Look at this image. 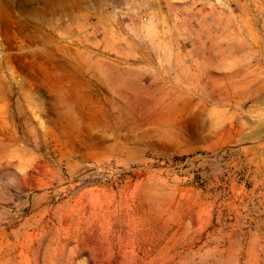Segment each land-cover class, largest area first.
<instances>
[{"label": "rangeland", "instance_id": "374dc122", "mask_svg": "<svg viewBox=\"0 0 264 264\" xmlns=\"http://www.w3.org/2000/svg\"><path fill=\"white\" fill-rule=\"evenodd\" d=\"M165 1L0 0V258L264 264V0Z\"/></svg>", "mask_w": 264, "mask_h": 264}, {"label": "crops", "instance_id": "0c3cea01", "mask_svg": "<svg viewBox=\"0 0 264 264\" xmlns=\"http://www.w3.org/2000/svg\"><path fill=\"white\" fill-rule=\"evenodd\" d=\"M168 3L169 2L166 0L165 5H168ZM7 81H9V77H7V78L1 77V79H0V82H1V84H0V109L3 111L14 102V99H13L14 91L9 86L5 85ZM20 96L21 95L17 96V99H16L17 105L20 103V101H22ZM36 106L37 105L34 102L32 104V107L35 108ZM3 111H2V114H0V124L14 123L15 117H9V116L3 115ZM30 113H32V115H27L26 119H24V122L26 124H30V123L31 124H37L38 120H39V116L35 113L34 110L31 111ZM32 134L36 135V134H38V131L32 129ZM7 224H10V223H7ZM10 225H7V228L10 227ZM8 229H6V230H8ZM11 231L14 232V230H11ZM5 237L6 238H3L0 235V252H2V253L8 251V247L13 245V244H11V245L9 244V241H10L9 236L6 235ZM16 248H17V245L11 246V250L13 252L16 251ZM0 264H22V263L19 260H10V259H7L6 256H4V258L3 257L0 258Z\"/></svg>", "mask_w": 264, "mask_h": 264}, {"label": "built area", "instance_id": "2783aa9c", "mask_svg": "<svg viewBox=\"0 0 264 264\" xmlns=\"http://www.w3.org/2000/svg\"><path fill=\"white\" fill-rule=\"evenodd\" d=\"M245 1H250V0H229L228 6L234 10L241 11L243 5L245 4ZM205 3V0H189L187 2V6L190 8H195L201 6L200 4ZM182 15L181 12L178 13V16L180 17ZM192 18L194 21H197L198 17L192 14ZM68 20V19H66Z\"/></svg>", "mask_w": 264, "mask_h": 264}, {"label": "bare ground", "instance_id": "6f19581e", "mask_svg": "<svg viewBox=\"0 0 264 264\" xmlns=\"http://www.w3.org/2000/svg\"><path fill=\"white\" fill-rule=\"evenodd\" d=\"M103 112V111H102Z\"/></svg>", "mask_w": 264, "mask_h": 264}]
</instances>
